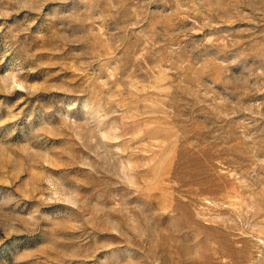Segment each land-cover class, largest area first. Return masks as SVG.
Segmentation results:
<instances>
[{
  "label": "rangeland",
  "instance_id": "1",
  "mask_svg": "<svg viewBox=\"0 0 264 264\" xmlns=\"http://www.w3.org/2000/svg\"><path fill=\"white\" fill-rule=\"evenodd\" d=\"M0 264H264V0H0Z\"/></svg>",
  "mask_w": 264,
  "mask_h": 264
}]
</instances>
